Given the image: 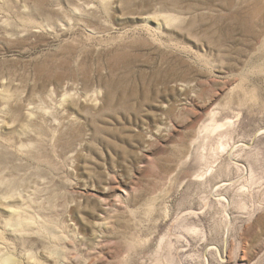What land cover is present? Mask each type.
Segmentation results:
<instances>
[{
  "label": "rangeland",
  "instance_id": "rangeland-1",
  "mask_svg": "<svg viewBox=\"0 0 264 264\" xmlns=\"http://www.w3.org/2000/svg\"><path fill=\"white\" fill-rule=\"evenodd\" d=\"M0 264H264V0H0Z\"/></svg>",
  "mask_w": 264,
  "mask_h": 264
},
{
  "label": "bare ground",
  "instance_id": "bare-ground-1",
  "mask_svg": "<svg viewBox=\"0 0 264 264\" xmlns=\"http://www.w3.org/2000/svg\"><path fill=\"white\" fill-rule=\"evenodd\" d=\"M203 169V168H202ZM8 261V260H7Z\"/></svg>",
  "mask_w": 264,
  "mask_h": 264
}]
</instances>
